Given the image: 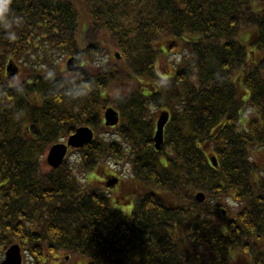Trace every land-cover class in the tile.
<instances>
[{"label": "trees", "instance_id": "obj_1", "mask_svg": "<svg viewBox=\"0 0 264 264\" xmlns=\"http://www.w3.org/2000/svg\"><path fill=\"white\" fill-rule=\"evenodd\" d=\"M170 43L182 46L180 62L162 80ZM66 56L83 69L64 74ZM22 62L27 79H10L8 66ZM148 100L171 113L161 151L154 117L151 127L138 122ZM106 105L126 119L140 189L131 215L96 185L80 184L68 161L43 169L49 147L77 128L103 131ZM258 146L261 0H0V251L19 243L38 262L64 252L85 264H264V175L251 159ZM80 152L89 174L123 156L99 140ZM199 192L207 202L197 203ZM232 198L243 209L228 221L220 208Z\"/></svg>", "mask_w": 264, "mask_h": 264}, {"label": "water", "instance_id": "obj_2", "mask_svg": "<svg viewBox=\"0 0 264 264\" xmlns=\"http://www.w3.org/2000/svg\"><path fill=\"white\" fill-rule=\"evenodd\" d=\"M264 1V0H263ZM73 62L70 61V69L71 70H78L74 69ZM106 121L108 126H114L118 123V114L114 112L113 110H109L106 114ZM168 121V116L163 115L161 117V120L158 124V130L157 135L155 137L156 142V149H160L161 145L163 144L164 140V127ZM93 140V133L88 128H81L77 131V133L72 136L68 142V145H58L51 149L49 157H48V163L54 168H59V166L62 164L67 151L68 147H75V148H82L89 142ZM213 164V166L216 168L218 166L217 159L215 157H212L210 160ZM197 199L199 203L204 202L205 195L199 194L197 196ZM22 263V256L20 253L19 246H13L8 252L6 261L3 264H21Z\"/></svg>", "mask_w": 264, "mask_h": 264}, {"label": "rangeland", "instance_id": "obj_3", "mask_svg": "<svg viewBox=\"0 0 264 264\" xmlns=\"http://www.w3.org/2000/svg\"><path fill=\"white\" fill-rule=\"evenodd\" d=\"M83 34H85V31H83ZM82 43L83 44H85V42H86V40L85 39H82ZM181 49V48H180ZM113 56V55H112ZM171 60H174V58L172 57L171 58ZM170 60V61H171ZM60 68L62 69V71L64 70V72L65 71H67L66 70V59H64L62 62H61V66H60ZM254 159H255V161H257L258 163H260V164H264V149L263 148H257L255 151H254ZM75 160H76V158L75 157H73V159L71 160V161H74L75 162ZM77 165H78V163L77 162H75ZM46 166V165H45ZM99 172H101V171H99ZM105 178V176L104 175H99L97 172H92V173H90V175L88 176V183L89 184H91L92 183V181H94V180H96V181H101V183L103 182V179ZM129 201V200H128ZM224 203V202H223ZM124 207L126 208V209H128V210H130L131 211V209H132V203H126L125 205H124ZM118 208H120V207H118ZM121 209V208H120ZM224 209L229 213L228 214V217H230V218H235V217H233L234 215L236 216V212H239V211H241V209H242V205H236L234 202H230V203H227V202H225V206H224ZM121 210H123V209H121ZM124 211V210H123ZM125 212V211H124ZM237 217V216H236ZM68 257H70V255H68V254H66V253H64V252H60V260L58 261V263H52V264H79L80 263V260L78 261L77 259H70V258H68Z\"/></svg>", "mask_w": 264, "mask_h": 264}, {"label": "flooded vegetation", "instance_id": "obj_4", "mask_svg": "<svg viewBox=\"0 0 264 264\" xmlns=\"http://www.w3.org/2000/svg\"><path fill=\"white\" fill-rule=\"evenodd\" d=\"M150 100H148L147 103H144V106H146L150 102ZM116 112L118 113L117 110H116ZM118 115H119V121H120L118 126L111 128L112 130L109 131L108 133L110 134V137L113 139V142L115 143V147H117V148H129V147H131V145L127 141V136L125 135V133L123 131V127H124V125H126V119L125 118L123 119L121 113H118ZM152 117H153L152 112L147 111L146 113H143V115L140 114V119L138 120V122H141V124H145V125H148L149 127H151L150 122L152 120ZM70 153H71V150H70ZM122 185H123L122 180L120 179L118 186L121 188ZM118 186H117V188H118ZM134 207H135V203L132 204V209H131L132 213H133ZM1 254L3 255L4 252L1 251ZM53 256H57V253H54ZM0 262H1V256H0ZM25 262L26 261H23L22 264H27V263L28 264H34L33 262H30V260H28L26 263Z\"/></svg>", "mask_w": 264, "mask_h": 264}, {"label": "clouds", "instance_id": "obj_5", "mask_svg": "<svg viewBox=\"0 0 264 264\" xmlns=\"http://www.w3.org/2000/svg\"><path fill=\"white\" fill-rule=\"evenodd\" d=\"M12 38H14V37H12Z\"/></svg>", "mask_w": 264, "mask_h": 264}]
</instances>
